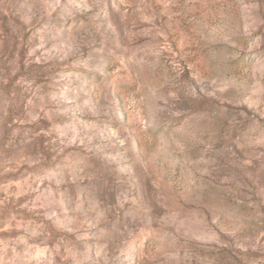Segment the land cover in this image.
Segmentation results:
<instances>
[{
  "label": "rangeland",
  "instance_id": "rangeland-1",
  "mask_svg": "<svg viewBox=\"0 0 264 264\" xmlns=\"http://www.w3.org/2000/svg\"><path fill=\"white\" fill-rule=\"evenodd\" d=\"M0 264H264V0H0Z\"/></svg>",
  "mask_w": 264,
  "mask_h": 264
}]
</instances>
